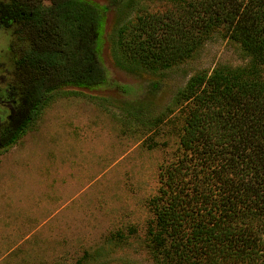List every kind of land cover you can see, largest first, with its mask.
<instances>
[{
    "label": "trees",
    "instance_id": "obj_1",
    "mask_svg": "<svg viewBox=\"0 0 264 264\" xmlns=\"http://www.w3.org/2000/svg\"><path fill=\"white\" fill-rule=\"evenodd\" d=\"M166 1L170 9L137 21L127 52L139 67L180 66L215 34L245 63L196 73L177 92L184 122L147 202L148 254L153 264H264V0ZM108 11L85 0L0 2V28L9 33L0 156L54 96L106 84Z\"/></svg>",
    "mask_w": 264,
    "mask_h": 264
},
{
    "label": "rangeland",
    "instance_id": "obj_2",
    "mask_svg": "<svg viewBox=\"0 0 264 264\" xmlns=\"http://www.w3.org/2000/svg\"><path fill=\"white\" fill-rule=\"evenodd\" d=\"M85 1L109 8L100 51L107 82L54 96L1 154L0 264H153L147 202L159 166L177 151L186 105L175 96L196 73L245 63L236 45L215 34L180 66L144 70L127 52L137 21L172 5ZM118 42L126 47L118 50ZM8 44L0 28V122L8 115L1 103Z\"/></svg>",
    "mask_w": 264,
    "mask_h": 264
}]
</instances>
